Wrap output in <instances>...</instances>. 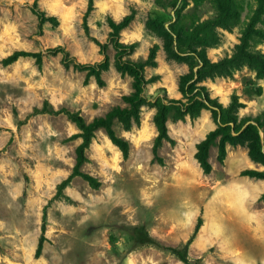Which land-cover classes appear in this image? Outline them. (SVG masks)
<instances>
[{"label": "rangeland", "instance_id": "obj_1", "mask_svg": "<svg viewBox=\"0 0 264 264\" xmlns=\"http://www.w3.org/2000/svg\"><path fill=\"white\" fill-rule=\"evenodd\" d=\"M33 1L0 0V264H264V177L241 173L244 168L264 170V162L250 156L247 142L228 143L223 161L212 145L211 170L204 172L194 151L196 142L216 125L209 109L193 119L187 115L167 121L175 141L163 140L158 148L161 161L153 152L154 105L141 106L138 125L125 128L115 120V132L130 142L127 157L103 128L97 129L81 168L98 178V187L76 175L63 195L54 197L57 183L72 169L81 140L65 138L79 129L64 113H29L47 98L55 108L78 110L90 120L115 104H125L122 95L131 90V77L114 66L110 42L103 83L93 76L86 79L85 70L65 65L60 52L47 53L46 48L62 45L76 61H99L104 53L92 37L107 42V16L118 20L135 8L134 18L120 32V40L138 41L129 56L144 58L153 43L159 45L156 65L145 68L146 77L158 78L147 83L146 93L154 96L159 88L170 97H181L178 78L189 64L167 56L163 38L146 25L155 13L164 19L173 15L166 5L169 0H93L89 34L82 25L88 0H36L46 14L56 16L42 26L31 9ZM99 1L111 7L102 8ZM244 1L241 22L230 29L219 27V43L207 47L212 60L231 54L239 41L251 0ZM193 6V0H187L181 8L184 21L214 12L213 0H205L197 10ZM254 46L264 51V41ZM15 49L44 50L42 61L19 56L4 65L1 59ZM247 76L253 84L245 83ZM201 82L224 105L236 93L242 102L239 117L264 112V76L256 78L247 65L232 76ZM257 84L263 87L261 94L245 91ZM45 205V239L36 256ZM198 217L202 223L187 247L189 261L183 262L166 246L182 247ZM135 225L144 226L166 246L135 245Z\"/></svg>", "mask_w": 264, "mask_h": 264}, {"label": "trees", "instance_id": "obj_2", "mask_svg": "<svg viewBox=\"0 0 264 264\" xmlns=\"http://www.w3.org/2000/svg\"><path fill=\"white\" fill-rule=\"evenodd\" d=\"M187 0H169L166 4L169 11L174 10L173 15L168 19L153 14L148 17L146 25L154 33L163 38V47L167 56L185 60L189 64V70L181 73L178 78V90L181 97H170L157 89L154 96L146 93L148 82L158 78V74L146 77V66H155L156 54L159 48L158 43H153L149 47L146 57L134 59L129 54L135 50L138 41L124 42L120 40V32L128 26L135 16L136 9L132 8L130 12L124 14L121 19H114L107 16L106 20L110 30L108 32V41L102 42L92 37L100 46V51L104 53V58L94 62L76 61L62 45H55L45 49L47 53H61L62 61L65 65L85 70L86 79L93 76L98 83H103L101 73L107 69L110 64L109 56L106 53L108 43L113 49V64L122 74H128L131 77V90L122 95L124 105L115 104L103 114L96 115L90 120L78 110H70L65 106L55 108L51 102L45 98L40 106H34L29 115L37 113H64L72 120L79 131L71 134L65 139L76 136L81 138L75 147V161L69 174L61 179L56 185L55 196L63 195V188L71 179L79 175L85 178L93 187H98L97 177L82 170V164L88 159L86 148L89 146L92 137L97 129L103 128L111 141L119 147L123 157H127L130 149V142L123 136L118 135L113 124L118 120L125 128L133 124L140 123V112L143 104L155 106L153 122L157 133L154 137L153 152L158 160L162 158L158 154V148L163 140L174 142L170 135L167 121L184 120L188 115L190 118L198 117L203 109H209L211 116L216 123L215 127L209 129L205 135L195 144L194 158L198 161L204 172L211 170L209 160V150L212 145L217 146V158L223 161L227 149L226 145L247 142L249 154L252 158L264 162V135H260V130L264 132V112L256 116H238V108L242 105L239 96L236 93L231 95L230 102L224 105L217 97L210 94L209 88L201 81L206 77L216 75L232 76L236 69L243 65L249 66L255 71L256 78L264 76V51L254 46L255 42L264 41V0H251L248 3V13L246 19L240 27L239 41L235 43L231 54L212 60L207 54V47L219 43L221 36L218 28H232L241 22V14L245 8L244 0H213L214 12L202 19H192L191 22L184 21V15L181 8ZM205 0H193L194 8L197 10ZM93 7V0H88L87 8L83 14L82 25L87 34H89V24L87 16ZM32 11L37 15L39 25L46 21H56L55 15H48L37 6L36 0L31 6ZM168 24L166 25V22ZM44 50H25L15 49L7 56L1 59L6 65L19 56H33L40 63ZM246 84H253L250 76L246 77ZM163 89V88H161ZM263 87L261 84L248 86L245 91L248 94H261ZM28 115V116H29ZM242 174H248L256 177H264V170L255 168H244ZM264 198V192L261 195ZM46 205L43 209L41 234L35 250V255L39 256L42 251L43 240L45 239L44 230L46 227ZM202 223L201 217H198L194 230L182 247L166 246L160 240L150 235L142 225L132 227V238L135 245L154 243L157 246H166L183 262H188L187 247L193 236Z\"/></svg>", "mask_w": 264, "mask_h": 264}, {"label": "bare ground", "instance_id": "obj_3", "mask_svg": "<svg viewBox=\"0 0 264 264\" xmlns=\"http://www.w3.org/2000/svg\"><path fill=\"white\" fill-rule=\"evenodd\" d=\"M98 3H99V5H101L102 8H105V7H109V8H110V7H111V5L107 4L106 2H101V1H99ZM52 8H53V7H52ZM117 11H118V10H116V12L114 11L115 14H117Z\"/></svg>", "mask_w": 264, "mask_h": 264}, {"label": "crops", "instance_id": "obj_4", "mask_svg": "<svg viewBox=\"0 0 264 264\" xmlns=\"http://www.w3.org/2000/svg\"><path fill=\"white\" fill-rule=\"evenodd\" d=\"M196 149V148H195Z\"/></svg>", "mask_w": 264, "mask_h": 264}]
</instances>
